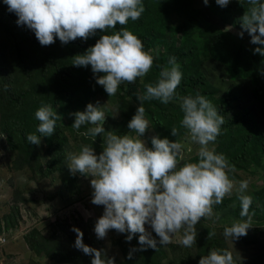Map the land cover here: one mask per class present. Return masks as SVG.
<instances>
[{
	"label": "rangeland",
	"instance_id": "374dc122",
	"mask_svg": "<svg viewBox=\"0 0 264 264\" xmlns=\"http://www.w3.org/2000/svg\"><path fill=\"white\" fill-rule=\"evenodd\" d=\"M230 3L233 9L228 11L215 0L207 6L203 0H143L145 11L140 19L129 20L124 27L142 40L146 51L152 50L153 67L143 80L123 83L109 97L96 83V75L102 74L94 75L90 65H72L75 55L84 54L107 33L97 30L86 41L78 38L67 44L56 38L52 45L42 46L33 31L16 23L18 17L0 0V264H91L92 256L74 247L73 226L83 233L85 245L102 250L114 264H198L211 249L231 251L235 264H264V115L254 94V71L247 67L249 55L264 45L252 44L247 32L239 36L240 18L248 5L245 0ZM240 45L248 51L238 55ZM172 56L183 74L177 94L204 95L224 118L221 135L209 147L235 166L230 177L249 180L245 194L253 198L252 227L233 242L223 237L224 227L241 219L233 192L214 206L219 220L202 219L196 225L197 238L191 248L177 243L181 233L171 244L161 246L159 237L145 225L158 248L136 251L128 259L129 251L140 247L139 234L124 249L120 247L124 234L115 230L104 239L96 237L94 227L103 206L91 203L92 177L73 175L67 155L78 152L82 144H91L99 154L107 131L128 133L127 124L141 104L138 96L145 93L144 85L156 81ZM89 103L100 106L106 116V132L94 139L71 126L74 116L70 114L84 111ZM44 105L51 106L60 119L54 134L41 137L37 146L27 141V135H39L35 112ZM143 107L149 122L141 137L146 147H152L153 136L185 143L183 129L177 137L171 135V128L179 127L182 118L178 100L167 105L146 100ZM190 146L193 151H185L184 159L198 162L199 146ZM210 231L216 235L207 239Z\"/></svg>",
	"mask_w": 264,
	"mask_h": 264
},
{
	"label": "clouds",
	"instance_id": "9594fccd",
	"mask_svg": "<svg viewBox=\"0 0 264 264\" xmlns=\"http://www.w3.org/2000/svg\"><path fill=\"white\" fill-rule=\"evenodd\" d=\"M3 2L8 11L18 17L16 23L33 31L42 46L52 45L56 38L67 44L78 38L86 41L97 30L107 33L84 54L75 55L72 65H90L94 75L102 74L96 75V83L109 97L117 94L121 84H135L138 78L143 80L153 67L152 50L146 51L142 40L124 27L129 20L140 19L145 11L143 0ZM203 2L207 6L209 0ZM215 2L221 8L231 6L233 9L234 3L230 0ZM245 3L248 8L240 18L242 31L239 36L242 38L247 32L252 44L264 45V0H245ZM117 25L121 26L119 30H116ZM253 54L264 56V48H255ZM168 65L160 68L154 83L144 85L146 91L138 96L141 104L127 124L128 133L119 135L107 131L99 154L91 144H82L78 152L67 155V167L73 175L92 177L91 203L103 206V214L94 227L96 237L104 239L110 230H115L130 242L139 234L140 247L132 248L128 259H132L136 251L157 250V240L152 238L145 225L159 237L161 246L171 244L177 233H181L177 243L191 248L197 238L196 225L202 219L219 220L214 206L220 205L233 192L240 203L241 219L225 226L223 237L233 242L246 236L252 227L249 209L253 198L245 194L249 180L237 181L230 177V173L236 172L235 166L224 154L209 147L221 135L223 116L204 95L179 96L176 90L183 75L180 65L174 56L168 59ZM174 99L179 101L182 118L179 127L171 128V135L177 137L183 129L185 143L153 136L152 147H146L141 137L149 129V122L145 118L143 102L157 100L167 105ZM70 115L74 116L72 128L84 137L94 139L106 132L103 127L106 116L100 106L89 103L84 111ZM35 119L39 122L36 128L39 135L28 134L27 141L39 146L41 137L54 134L60 116L51 106L44 105L36 110ZM82 126L89 127L81 133ZM190 145L199 146L196 151L198 162L184 159L185 151H193ZM72 231L76 233L74 247L92 256L91 264H114L113 258L105 259L102 250L83 243L79 228L73 226ZM215 235V231H210L207 239ZM198 264H235V260L227 249H211L201 256Z\"/></svg>",
	"mask_w": 264,
	"mask_h": 264
},
{
	"label": "trees",
	"instance_id": "16d2710c",
	"mask_svg": "<svg viewBox=\"0 0 264 264\" xmlns=\"http://www.w3.org/2000/svg\"><path fill=\"white\" fill-rule=\"evenodd\" d=\"M228 10H232V7L229 6ZM220 38L223 39L224 35H220ZM244 51H248V48H246L244 45H240L238 49V55L243 53ZM236 62H239V58L236 60ZM247 67L250 70L254 71V94L257 97V99L261 102L262 105V111L264 115V56H261L259 54H253L251 53L249 55V60L247 63ZM15 96V94H12ZM22 96V95H20ZM1 92H0V100H1ZM128 241H126V238L123 237L121 240L120 247L124 249V247L127 245ZM149 264V263H146Z\"/></svg>",
	"mask_w": 264,
	"mask_h": 264
}]
</instances>
